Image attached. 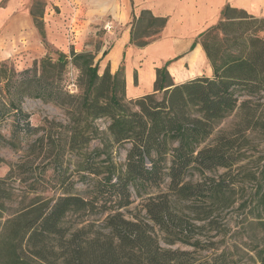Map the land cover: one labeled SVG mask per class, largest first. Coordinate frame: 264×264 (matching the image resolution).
Listing matches in <instances>:
<instances>
[{
    "label": "trees",
    "instance_id": "1",
    "mask_svg": "<svg viewBox=\"0 0 264 264\" xmlns=\"http://www.w3.org/2000/svg\"><path fill=\"white\" fill-rule=\"evenodd\" d=\"M236 12L226 8L224 20L200 36L212 77L175 83L168 62L157 70L154 92L132 100L126 99L124 68L112 74L107 66L101 75L100 61L94 63L92 54L72 51L71 61L66 54L56 61L46 57L18 75L7 65L0 66V123L16 114L27 121V131H37L22 108L26 98L59 106L70 101L71 123L40 137L35 146L53 157L52 165L61 179L68 156L81 157L77 173L91 181L88 199L74 194L72 183L59 197L37 198L20 208L0 235L1 264H237L225 251L198 260L191 252L167 249L161 243L201 246L200 241H192L197 227L179 215L175 206L190 200H203L204 206L219 203L229 185L215 184L207 177L195 183L188 176L232 170L245 156L243 143L234 135L225 134L206 144L221 121L238 108L250 110L252 96L264 93V43L250 37L241 47L239 38L230 39L231 14ZM32 15L44 39L35 11ZM153 22L160 29L166 24ZM70 63L82 75L79 96L59 85ZM242 93L249 97L241 102ZM101 119L109 120L107 133L95 125ZM99 134L104 136L102 147L89 152ZM126 145L125 162L118 163L114 148ZM29 164L13 165L0 184L25 180L21 176L29 177L25 168ZM261 179L255 187L258 200L251 199V205L264 215V165ZM164 184L167 191L160 190ZM153 189L160 191L155 195ZM136 196L145 201V215L129 211ZM5 198L12 201L11 191ZM73 215L106 217L95 230L92 224L66 226V219ZM197 216L200 221L207 218ZM256 250L259 263L264 264V248Z\"/></svg>",
    "mask_w": 264,
    "mask_h": 264
},
{
    "label": "rangeland",
    "instance_id": "2",
    "mask_svg": "<svg viewBox=\"0 0 264 264\" xmlns=\"http://www.w3.org/2000/svg\"><path fill=\"white\" fill-rule=\"evenodd\" d=\"M109 3L105 0H33L32 11H35L38 22L44 29L45 38L42 39L38 34L39 41L37 40L35 45L26 41L24 48L23 44L19 48L15 47L10 58L0 62V66L7 65L9 70L18 75L27 69L34 68L35 63H39L46 57H51L56 61L59 55L66 54L71 61V52L75 51L79 54L95 55L94 63L104 59L100 63L99 70V74L102 75L107 67L109 59L107 55L122 44L126 34L130 33L131 40H127L124 44L125 53L131 48H145L162 38L164 29H160L161 25L153 24L154 22L149 18L144 17V22L135 19L134 23H111L114 21L111 16H108V10L113 3ZM83 5L86 9L88 8L89 12H84ZM93 16L96 19H93ZM231 18L234 25L229 29L230 39L239 38L240 46L243 43L247 44L250 37L258 38L264 43V16L238 11L232 13ZM172 31H179L178 33L183 34L186 28H171L170 32ZM219 37L221 38L222 35ZM167 43L171 44L170 51L161 63L173 57L175 43L168 40L151 47ZM260 44H258L259 47H261ZM143 45L146 46L142 47ZM105 53L107 55L104 57ZM146 55L145 60H152L150 53ZM192 56L187 59L185 65L183 62H178L179 60H174L168 67L175 83L179 84V81L194 75L197 77L213 76V72L210 73L211 63L204 55L201 54L203 60L197 63L192 61ZM129 57L130 55L128 60ZM142 63L135 65L137 66L135 77H137L138 85L140 82L139 68L143 67ZM120 67L124 68L125 76L127 61L123 58H121ZM115 68L113 66V69ZM196 76L187 78L185 81L192 80ZM82 82L81 72L70 63L59 85L70 95L79 96L82 92ZM242 95L245 94L242 93ZM247 97H249L247 94L241 97V102ZM126 99L129 100L127 96ZM251 99L253 102L250 110L238 108L219 123L213 135L206 142V144H212L217 137L225 134L240 138V143L244 145L242 152L245 154L242 161L232 170L217 169L205 173V176L192 172L188 176V181L195 183L204 181L205 177L215 181V184L226 182L227 186L229 185L227 195L222 198L221 202H208L206 206L203 205L205 202L203 200L181 201L175 206L179 215L197 227L192 231L194 235L192 241H200L201 246L195 248L182 243L168 245L161 242L164 248L191 252L198 260L209 259L212 255L225 251L237 264H260L256 249L264 248V215L253 209L251 199L257 202L258 196H254L255 187L258 182H262L264 93L252 96ZM68 107H71L70 101H66L65 106H59L26 98L22 103V108L29 116L28 123L37 131H27V121L16 114L8 115L0 123L2 135L0 136V180L7 177L13 165L31 161V164L25 167L29 171L30 178L22 175L21 178L25 177V180L19 179L14 183L0 184V235L7 221L20 208L28 206L34 199L47 200L59 197L72 183L74 194L86 199L90 197L91 181L81 179L76 170L77 162L81 157L68 156L64 164L65 169L62 170L65 172V177L61 179L52 165L53 157L49 158V154L42 151L40 146H35L37 144L35 141L40 137L55 133L60 129V125L65 126L71 123ZM259 121L260 124H258ZM95 125L101 133H107L109 120H98ZM103 138V134H99L87 150L90 152L101 148ZM128 149V145L114 148L113 156L118 163L125 162ZM62 181L65 182L62 183ZM160 190L167 191V185L164 184ZM160 190L153 189L151 193L157 195ZM10 191L13 195L11 202L5 198ZM134 199L135 203L129 211L133 214L145 215L143 211L145 201L137 196ZM197 215L207 218L205 221H200L197 220ZM105 217V215H73L66 219L65 225L81 228L92 224L95 230H99ZM0 254L4 253L1 251Z\"/></svg>",
    "mask_w": 264,
    "mask_h": 264
},
{
    "label": "crops",
    "instance_id": "3",
    "mask_svg": "<svg viewBox=\"0 0 264 264\" xmlns=\"http://www.w3.org/2000/svg\"><path fill=\"white\" fill-rule=\"evenodd\" d=\"M105 1L108 3L110 2L109 4L113 3L111 8L108 10V16H111L114 21L111 23H134L135 19L136 21L141 20L140 22H144V17L152 19V21L158 20V23H166L163 28L162 38L153 44L145 48H131L129 52L125 53L124 44L127 40H131L130 33H128L125 35L122 44L115 47V49L107 55L109 56L107 66L110 67L112 74H115L119 70L121 58L127 61L125 80L126 96L129 100L139 98L154 91L153 89L157 79V70L161 69L163 64L166 65L169 62L171 65L174 60H179L178 62H183V65H185L187 63V59L193 54V56L197 55L200 61L203 60L201 54L207 58L200 36L208 29L224 20L223 12L226 8L242 11L247 14L264 16V0ZM32 4L33 0H0V62L8 60L12 52L15 50V47L19 48V46L23 44L24 48L26 41H29L34 45L37 40L39 41L38 34L40 33L37 32L38 30L35 26L32 15ZM83 10L85 13L89 12L88 8L86 9L84 5ZM93 19H96V17L93 16ZM182 27L186 28V31L183 34L178 33L179 31L170 32L171 28L180 29ZM168 40L175 43L174 55L161 63L162 59H165L168 56L171 44L167 43L158 47H151ZM154 50L158 52L156 57L152 56ZM147 53H150L152 60H145ZM129 55L131 58H138V63L143 62V67L141 69L139 68L140 72L146 64H149L150 62L155 63L154 78L150 88L141 87L140 82L138 85V80H135V78H137L135 77V70L137 69V66H133L131 70L128 69ZM102 60H100V63ZM114 63L116 64L115 69H113ZM211 67L210 73L213 72V68ZM169 73L172 76L170 71ZM194 76H189L187 78H192ZM186 79L179 82H185ZM130 82L132 85L131 87L129 85Z\"/></svg>",
    "mask_w": 264,
    "mask_h": 264
},
{
    "label": "bare ground",
    "instance_id": "4",
    "mask_svg": "<svg viewBox=\"0 0 264 264\" xmlns=\"http://www.w3.org/2000/svg\"><path fill=\"white\" fill-rule=\"evenodd\" d=\"M157 55H158V52L154 50L153 53H152V56L153 57H156ZM138 61H139L138 58H131V57H129V60H128V63H129L128 69L131 70V68L133 66H135L136 64H138ZM192 61H194L195 63L201 62L199 60V58H198L197 55H195V56L192 57ZM115 66H116V64L114 63V67ZM155 66H156L155 63L150 62L149 64H146L145 67L141 70V72H140V84H141V87H148V88H150L151 83H152V80L154 78V69H155ZM129 85H130V87L132 86L131 85V82L129 83Z\"/></svg>",
    "mask_w": 264,
    "mask_h": 264
}]
</instances>
